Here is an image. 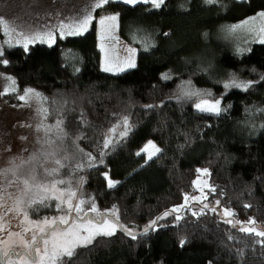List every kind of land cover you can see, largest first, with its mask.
I'll return each instance as SVG.
<instances>
[{
    "label": "trees",
    "instance_id": "16d2710c",
    "mask_svg": "<svg viewBox=\"0 0 264 264\" xmlns=\"http://www.w3.org/2000/svg\"><path fill=\"white\" fill-rule=\"evenodd\" d=\"M108 9L118 13L117 37L135 49L133 69L117 74L101 69L94 25L51 46L8 48L2 57L8 64L0 63L20 90L42 94L49 122L63 121L66 138L85 153L75 173L83 180L87 218L92 219L94 202L100 220H116L115 206L119 223L136 236L119 229L98 236L78 250L74 264H264V246L257 243L262 239L213 211L218 205L233 212L235 221L252 218L264 231V128L255 124L264 109V44L235 54L210 41L216 28L264 10V0H165L160 8L115 1ZM68 50L77 55L75 65L66 58ZM198 57L214 64V76L197 64ZM233 75L238 83H252L247 89L225 88ZM217 100L224 109L219 115L195 109L201 101ZM125 116L130 130L121 136ZM106 135L112 141L108 148ZM149 140L161 151L146 161L137 153ZM197 169H208V207H181L157 220L195 193ZM108 179L117 184L109 188ZM54 213L40 207L31 217ZM153 220L156 225L145 233Z\"/></svg>",
    "mask_w": 264,
    "mask_h": 264
},
{
    "label": "rangeland",
    "instance_id": "374dc122",
    "mask_svg": "<svg viewBox=\"0 0 264 264\" xmlns=\"http://www.w3.org/2000/svg\"><path fill=\"white\" fill-rule=\"evenodd\" d=\"M115 1L123 2V0H111L110 3ZM90 3L91 0H0V14H2L6 20L14 21V26L17 28L16 32H9L7 34L3 30H0V50L4 51L14 46L23 47V40L20 32L34 34L36 32L51 30L54 36L57 37L56 41L64 40L59 39V32L55 30L60 19L63 18L65 22H71L67 17L75 15L80 9H85ZM110 3L93 11V21L88 27V30H90L93 25L95 27L97 45L100 51L101 69L105 63H110L113 67L124 66V61L129 56L127 49H133L117 37V30L119 27L118 19L112 29V35L117 37L118 40L101 39L103 33L98 21L105 16L118 15L117 12L108 9ZM260 23V19L257 18L256 26L259 27ZM225 27L226 26H220L210 34V41L212 43L235 54H241L245 52L251 44L259 43L258 36L255 32L229 34L226 32ZM18 40L20 43H17ZM34 43L41 42L37 39L31 44ZM43 44L49 45L48 42H44ZM241 49L245 51L241 52ZM66 58L69 63L76 64L77 55L75 51L68 50ZM134 59L136 63V52L134 54ZM201 63H204L202 66L207 69L210 77L214 76V64L207 63L203 61L201 57H198L197 64L200 66ZM131 69L133 68L126 69L125 71ZM109 73L117 74L122 72L109 71ZM13 80L15 81L13 77L5 75L0 71V170L10 167L13 169V171L9 172L6 176L0 175V224L4 226L3 230H0V252L12 248L15 252L25 253L26 250L23 248L22 242H30L32 235L36 233V229L34 225H30L24 220L22 212L14 210L17 207V201H23L22 207L27 208L28 202L31 199H38L39 196L43 194L35 187L36 184L41 181L48 183L52 180H63L64 183L58 184L57 188L59 190H64L66 195L69 191L76 192V196L72 198V204L75 205L79 203L81 200V186L83 180L80 176L76 175L75 171H77L82 164V159H84L83 154L85 155V153L81 151L75 141L66 138L61 125L59 128L57 127L58 122H49L43 96L41 95V97L38 98L30 94L25 100H20L19 97L24 95V90L19 89L16 81L13 84ZM13 89L15 90L13 91ZM202 102L204 101L197 104H201ZM208 102L215 103L212 101ZM196 105L195 109L197 111L206 112L197 109ZM255 124L264 128L262 127L264 126V111L260 113ZM149 141L155 144L153 140ZM149 141H147L146 144ZM156 147L158 146L156 145ZM150 150L151 149H149V151ZM140 154H144L146 161L150 160L148 159V152L140 151ZM31 157L35 158L29 159ZM11 161H14V164H10ZM57 161H60V163H57ZM16 165L22 166L17 168ZM53 169L56 171L52 172ZM50 172L52 174L48 175ZM33 177H36V179L33 180ZM26 179L29 181L27 190L24 184ZM194 181H197V183H193L195 193L185 195L189 197L187 203L185 204L184 196L182 203L177 207L185 205L184 207H189L191 211H199L206 205L204 201L206 199V190L209 188L208 174L204 175L198 172V176ZM116 184L117 183H115V185ZM192 197L197 199H192ZM47 203L55 213L53 215L44 216L38 220H42L45 217L51 219L53 217L65 215L64 212L56 209L58 201L49 200ZM10 209L13 210L10 211ZM213 209H215L225 221L231 220L232 223L228 224L236 229H239L241 224H243L247 227H255L258 231H263L258 225H250L248 222L235 221L231 216H225L224 212L227 210L225 208L217 205L214 206ZM70 215L73 219H76L75 211L71 212ZM81 215H83V213H81ZM29 217L31 220H35L31 217V209L29 210ZM91 217L92 219L87 218L83 223L87 225L88 220L97 223L101 221L98 212H92ZM107 219L114 221L112 217H107ZM76 223H81V221L76 219ZM68 226L69 225L63 224L59 225L61 229ZM26 228L29 230L25 231ZM9 233H20V235L10 236ZM260 238L264 239L262 237ZM13 258L15 259V257Z\"/></svg>",
    "mask_w": 264,
    "mask_h": 264
},
{
    "label": "snow or ice",
    "instance_id": "6c2138e0",
    "mask_svg": "<svg viewBox=\"0 0 264 264\" xmlns=\"http://www.w3.org/2000/svg\"><path fill=\"white\" fill-rule=\"evenodd\" d=\"M111 0H91V3L85 8L80 9L75 15L67 17V19L71 22H65V19L61 18L59 24L56 26L55 30L59 32V39H65L69 36H80L83 35L85 32L88 31L89 25L93 21V11L96 9L102 8L104 5L110 3ZM206 4H215L220 3V0H204ZM125 4L136 5L138 3L144 4H151L154 8H160L164 3L165 0H123ZM257 18L260 19L261 23L259 27L256 26ZM118 19V15H110L102 17L98 23L101 25L102 33L101 39H112L118 40L117 37L112 35V29L115 26V22ZM14 21H8L4 18L2 14H0V30H3L6 34L9 32H16L17 28L14 26ZM225 30L229 34H236L238 32H247L253 33L255 32L258 36V42L264 44V11L257 13L253 17H248L243 21L238 23H234L231 25H227ZM21 38L23 40V47L25 52L29 50V45L36 41L37 39L40 40L41 43L48 42L49 46L55 44L57 37L54 36L53 31H44V32H36V33H24L20 32ZM17 43H20L18 40ZM103 50V49H102ZM250 51V49H248ZM129 56L124 61V66H116L113 67L110 63H105L102 67V70L105 72L109 71H117L123 72L126 69L136 67L134 54L135 49H127ZM241 52L245 51L244 49L240 50ZM4 56V52L0 50V63L5 65L8 64V60L2 59ZM76 71H79L77 68ZM167 78V77H165ZM264 78V77H262ZM11 79V78H9ZM12 83L14 84L15 81L13 80ZM252 82L247 83H238L236 81L235 76L233 75L231 78V84L226 83L225 88L228 87H243L247 89ZM15 89H13L14 91ZM34 95L35 97H41V93L35 91L32 88L24 89V95L19 97L20 100H25L29 95ZM195 94V93H194ZM148 107H152V105H148ZM197 109L200 111L211 112L213 114L219 115L224 109L220 107V101L217 100L215 103H209L208 101H204L201 104L196 105ZM264 111V109H261ZM63 121L58 122L57 127L59 128ZM122 124L124 130L120 132L121 136H126L128 131L130 130V126L128 125V117H123ZM264 127V126H262ZM115 128L109 129V132H114ZM65 136H68V133H64ZM80 139V137H77ZM112 143L110 138L106 135L103 140V147L108 148L109 144ZM149 149H151L149 151ZM161 149L156 147V145L149 141L141 152H148V159H151L157 153H159ZM104 153H101L103 156ZM140 155V152L137 153ZM89 164L91 165L94 158L92 157L91 153L87 154ZM35 157H31L29 159H34ZM26 162V161H25ZM102 162V161H101ZM60 163V161H57ZM10 164H14V161H11ZM22 165H16V167H21ZM13 169L6 168L0 170V175H7L9 172H12ZM56 170L53 169L52 172ZM197 172L202 173L204 175L208 174V169H197ZM52 173H48L51 175ZM107 178V177H106ZM33 180L36 177L32 178ZM63 180H52L51 182L45 183L41 181L40 183L36 184L35 187L38 188L43 194L39 196L38 199H31L28 202L27 208H23V201H17L16 211L22 212L24 216V220L27 221L30 225H34L36 229V233H34L31 237L30 242H22L23 248L26 250L25 253H18L15 252L14 249L9 248L0 252V264H74L75 259L79 255L80 249L88 248L90 245L93 244L95 239L98 236H112L115 232L119 230L126 231L132 239H136V236L131 232L125 229L124 225L119 223V217L115 210V206L111 211V215L116 217V220L110 221L107 218H101L100 222H93L91 220L87 221V225L83 223L84 220L87 218V214L84 212L82 205L87 203V201L80 200L79 203L75 205L72 204V198L76 196V192L69 191L67 195L65 194L64 190H59L57 188L58 184H63ZM115 183L111 179H108V187L111 188L115 185ZM193 183H197V181H193ZM24 184L27 186L29 181L26 179ZM214 191V189H212ZM189 197L185 196V204L187 203ZM192 199H197L192 197ZM49 200L58 201L56 204V209L58 211H62L65 215H61L58 217H53L49 219L48 217L43 218L42 220H31L29 217V210L37 211L40 207H49L50 205L47 203ZM219 204V201H217ZM66 206V207H65ZM185 205H181L180 207H173L170 211H166L162 214L161 217H157V220L163 219L164 217L170 215V212H179L181 207ZM205 208L208 205H204ZM245 207H249V205H245ZM13 209H10L12 211ZM92 212H96L95 203H91ZM75 211L76 219H79L81 223H76V219L71 217V212ZM215 211V209H213ZM83 213V215H81ZM196 215V213H193ZM225 216H233L234 213L230 210H225ZM177 220H180L181 217L179 215L176 216ZM157 220H153L146 228L145 233L156 225ZM226 223H232L231 220L226 221ZM69 225L61 229L59 225ZM248 224L252 225L255 224V220L250 218ZM3 225L0 224V230H3ZM29 229H25L28 231ZM239 231L254 234L257 237L264 238V231H258L255 227H247L241 224ZM9 235H16L19 236L20 233H9ZM232 239V237H229ZM186 241L184 239L180 240V245L183 247ZM260 243L261 246H264V239L257 241ZM238 254L242 255V251ZM15 257V259L13 258Z\"/></svg>",
    "mask_w": 264,
    "mask_h": 264
},
{
    "label": "water",
    "instance_id": "95a60500",
    "mask_svg": "<svg viewBox=\"0 0 264 264\" xmlns=\"http://www.w3.org/2000/svg\"><path fill=\"white\" fill-rule=\"evenodd\" d=\"M89 219H91L89 216H88Z\"/></svg>",
    "mask_w": 264,
    "mask_h": 264
}]
</instances>
